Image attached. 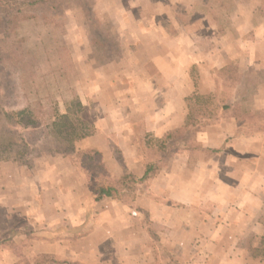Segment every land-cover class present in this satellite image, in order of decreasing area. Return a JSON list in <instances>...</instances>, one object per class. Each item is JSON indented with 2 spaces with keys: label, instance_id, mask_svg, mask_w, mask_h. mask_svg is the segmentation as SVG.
<instances>
[{
  "label": "rangeland",
  "instance_id": "rangeland-1",
  "mask_svg": "<svg viewBox=\"0 0 264 264\" xmlns=\"http://www.w3.org/2000/svg\"><path fill=\"white\" fill-rule=\"evenodd\" d=\"M58 5L52 12H57L55 19H49L42 6L32 9L37 19L18 23L12 36L30 62L23 69L12 70L18 83L15 95L2 86L10 97L0 103V143L6 144L11 138L18 142L21 135L28 137V131L23 129L10 131L9 137L1 106L16 110L28 101L38 100L46 117L57 125L64 119L62 115L73 122L68 133L72 127L78 130L73 139L76 148L64 155H53L35 146L28 152L20 142L8 151L0 148V236L8 234L10 227L18 230L25 226L24 218L35 208L28 206L31 193L40 209L50 212L46 204L57 196L56 191L42 186L51 181L52 172L45 171L48 166L77 168L80 178L68 171L62 181L63 193L70 200L81 201L84 208L92 201L97 184H116L125 167L121 152L129 163L127 168L140 171L144 145L152 150L158 145L153 134L157 123L151 119L158 120L156 115L161 114L165 103L171 101L175 105L179 98L174 95L168 99L164 92L153 88V84L159 89L166 87V79L158 76L150 61L155 52L176 53L174 63L164 64L185 92L191 84L194 91L199 86L209 87L218 66L234 73L240 67L264 70V0H59ZM4 37L0 30V41ZM174 40L178 48L170 45ZM0 76L5 80L7 73L0 71ZM208 104H213V99ZM150 106L153 109H148ZM261 107L264 90L245 102L244 111L253 114L248 120L254 125L244 131H260L263 135V141L255 140L254 152L260 163L257 183L264 184ZM76 118L89 127L92 135L79 138L82 131ZM145 127L152 129L146 131ZM220 134L221 131L211 129L214 140ZM59 142L63 144V139ZM89 146L96 152V161L79 152ZM134 152L136 158L126 157ZM81 161L93 171H82ZM170 161L150 186L129 185V189L120 190L119 197L96 203L91 208L96 218L90 220L86 229V233L92 230L93 236L75 244L72 252H66L70 256H65L88 264L95 263L94 256H100L99 261L104 264H117L126 260L125 256L128 264H264L248 252L258 246L259 239L252 235L248 214L243 215V208L232 202V193L197 189L193 192L196 204L180 206L172 200L168 203L166 185L172 177L166 169L179 166V160ZM197 168L187 175V182L196 188L214 184L213 179H217V184H237L243 177L229 166L214 173L206 167L202 172L200 166ZM158 195L166 196L165 202L154 197ZM222 199L227 200L222 204ZM121 204L125 211L120 210ZM261 209L262 206L257 207L251 218L257 220ZM32 214L35 216L36 210ZM36 225L38 231L44 232L41 224ZM91 245L100 249L94 251ZM166 246L172 248L173 255ZM123 248L129 254H107L109 250L119 254ZM0 260L12 262L8 263L1 254Z\"/></svg>",
  "mask_w": 264,
  "mask_h": 264
},
{
  "label": "crops",
  "instance_id": "crops-1",
  "mask_svg": "<svg viewBox=\"0 0 264 264\" xmlns=\"http://www.w3.org/2000/svg\"><path fill=\"white\" fill-rule=\"evenodd\" d=\"M217 26L218 25H216V30L218 28ZM175 41L176 40L171 42L170 45H172L174 48L175 47L178 48L177 41L176 42ZM192 43L193 42H191L190 44ZM163 56L165 58H163ZM175 56L176 53L174 51L167 50V51H163L162 53L155 52L152 58L150 59L154 68L156 69V73H158V76H162L164 79H166L165 82L166 87L159 89L157 85L155 86L153 84L154 86L153 88H155L157 91L164 92L165 97L168 99H172V96L174 95H178L179 97L178 103L175 105L171 101L165 103V106L162 109L161 114H159L158 116L156 115V118L158 120L151 119L153 124L157 123L153 127V134L156 136V138L161 137L166 131L176 128L183 123L187 111L185 97H187L194 91L192 84L188 87L186 92L185 89H183L182 87H178L176 83V77L170 74L167 65L164 64L165 62H173ZM221 67L222 66H218L217 69H220ZM254 69L257 70V68L255 67ZM240 71H244L242 67H240ZM214 88H215V82L213 78L212 84L210 83L209 87L201 88L199 86L198 91L202 93H207L214 91ZM262 90H264V84L260 85L256 89L255 93L252 94L247 100H251V99L253 100V98H256L257 94L260 93ZM178 91L180 92V94L176 93ZM246 101H244L241 105L242 110H245L244 107ZM153 107L154 106H150L148 109H153ZM253 125L254 124H251L249 120H247V122H241L236 117L229 116L224 119H221L219 122L215 124L206 127L203 131L198 132L196 138L203 148H210V149L217 148L218 151L202 152V154L198 157L197 161L194 163L193 167L189 166L190 159L188 158L189 155L187 151H181L172 155V157H170L169 159V163L171 162L170 160L173 158L174 160H179V162H177L179 166L176 165L174 168L166 167L167 168L166 172L168 170L169 174L172 177V179L166 186L169 189L168 198L170 200H168V203L172 200L174 201L173 203H175L176 205L179 204L180 206L192 205V203L195 202L194 199L196 197V194H194L193 192L197 189L200 191L223 190L232 193L231 194L233 197L232 202L236 203L238 207L243 208L242 210L243 215L248 214V216L250 217L249 224L250 225L252 224L251 226L252 229L250 230L253 231L252 235L254 236V239H259L258 242V246H259L260 239L264 236V220H262V214L264 211V203H263L264 184L257 183V173H258V168L260 167V163L258 157L255 156L254 144L257 138H261V140L263 141V137H261L263 135L261 134L260 131H256V132L251 131V133H249V130L244 131V128ZM150 129L152 128L145 127L146 131H149ZM211 129H217L221 131V134L216 140L211 138ZM230 137L232 138L230 139ZM92 147L93 146L91 147L89 146V148L93 149ZM223 147H224V151L221 150V148ZM227 147L230 148L231 150L230 149L227 150ZM131 155H133L134 158H136V152L131 153L126 157H131ZM121 156H122V163L123 165L125 164V167L122 168L123 171H120V174L118 175L119 177L126 173H131L136 176H140L142 174L143 162L142 163L140 162L141 163L140 171L135 172L133 169L130 170L127 168V166H129V163L127 162V160L124 159L122 152H121ZM231 161L235 162L234 164L235 166L232 165ZM197 166H200L201 172L202 170H204L203 169L204 167L208 168V170L211 171L210 173H214V170H217L219 168H225L226 166H229L231 168L236 169L235 171L236 174H243L242 181L237 184L234 182H232V184H228V183L217 184L216 183L217 179H213L215 181L213 182L214 184H200L199 186H197L198 188H196L194 185L187 182V175L195 171H198L199 168H197ZM45 171L52 172L50 175L51 181L49 182L50 184L46 182V185L43 183L42 186L43 188L46 186L45 187V189L47 188L46 190L56 191L57 198L55 197V199H51L50 204L49 202H47L46 207H49L50 212L46 213V211H44L43 208L40 209L39 201L35 199L34 194L31 193L30 196L32 201L29 202L28 206L30 208L31 207H35V208L30 209V211H28V214L26 215V218H24L25 220L24 224L26 227L25 226L24 227L22 226L20 228L18 227V230L20 232L28 231V235H25L24 233H18L17 235H14L12 239L18 245L22 246V244H24V246H22V254L24 258L30 261L39 254H51L58 261L57 263H52V264H69V263L88 264L80 258H69L67 256H70V252H72L71 250L72 248H74L75 244H79L84 240L86 241L87 239H90L93 236L92 230H88V233H86L87 225L89 224L90 220L92 218L93 219L96 218V214H94L95 212L93 213V211H91L92 210L91 208L95 207L96 203L101 202L106 198H103L97 202H94L93 199L92 201L89 200L88 204H86L84 208L81 204V201L75 200L74 198L70 200V197H67V195H65V192L63 193L64 189L62 187V181L64 180V176L67 174L68 171H71L72 174L80 178V175L77 172V168L72 167L68 169L64 167L59 168L57 166L54 167L48 166ZM163 171H165V166L160 170H158L150 178L148 183L145 184V186L146 187L148 185L150 186L155 181V179H157V177H160ZM180 176H185L184 178L186 181H184V178ZM213 176H215V174H213ZM78 177L77 179H79ZM37 179L40 183L43 182L41 178L37 177ZM219 182H223V181H219ZM31 188L33 189V187ZM165 190L167 189L165 188ZM154 197H161L162 200H164V202L166 199V196L164 195L162 196L158 195ZM205 197H207L206 199H214L212 196H205ZM226 200L227 199H222L220 203L223 204V202ZM122 204L120 210L125 211L126 209ZM41 206L45 207L44 205ZM261 206H262L261 213L258 216L257 220L252 219L251 218L252 215H255V213L257 212V207H261ZM35 210H36V215L35 216L33 214L31 215V213H34ZM93 215L95 216L93 217ZM108 218H111V216H109ZM124 218L126 219V217ZM69 219H71L72 222H66ZM80 219L81 221L78 222V220ZM36 224H41V228H43L42 230H44V232L38 231ZM67 224L68 227L66 226ZM83 229H85V232L83 231ZM7 235L9 234L0 236V240L2 237H6ZM70 240H74V241L70 242ZM91 246L94 247V245ZM258 246L249 248L250 250H248V252L252 254L253 257H256L258 258V260L264 262V259L262 257L256 256L252 251ZM166 247L169 254L173 255V253H171L172 248L168 246ZM94 248L96 249V250L94 249V251H98V249H100L98 245H96ZM143 249L144 248L142 247V250ZM67 251H70L69 254L66 253ZM110 252L112 254L114 253L113 255L115 256L122 255L124 253L129 254L127 248L126 250L125 248L120 250L119 254L116 253L114 250L111 251L109 250L107 254H109ZM0 254L4 256V259L8 260V263L12 261L11 264H23L22 260L19 257L15 256L12 252V249L5 244H0ZM94 254H96V252ZM125 257L127 260V256ZM94 259H95L94 264H104L102 263V261L101 262L99 261L100 256H96V258L94 256ZM126 260L121 259L117 264H128ZM2 261L3 260H0V264H7L6 262H2Z\"/></svg>",
  "mask_w": 264,
  "mask_h": 264
},
{
  "label": "trees",
  "instance_id": "trees-1",
  "mask_svg": "<svg viewBox=\"0 0 264 264\" xmlns=\"http://www.w3.org/2000/svg\"><path fill=\"white\" fill-rule=\"evenodd\" d=\"M59 0H0V30L5 37L0 41V71H5L7 77L5 80L0 76V103L6 100L10 95L3 91L4 86L7 91H11L15 95L18 83L13 78V69H23L28 66V58L24 55L21 47L12 39L18 23L21 21H34L37 15L32 13V9L42 6V10L49 19H55L57 12L52 13L58 9ZM50 13V15L48 14ZM53 21V20H52ZM56 25V24H54ZM57 26V25H56ZM28 69H30L28 67ZM29 75H33L29 71ZM34 77V76H32ZM215 88L212 92L202 93L198 90L193 91L190 95L185 97L186 114L183 123L173 129L166 131L159 137L158 145L155 149L147 148L144 145V160L143 170L140 176L131 173H126L116 180L115 185H101L93 189V201L97 202L103 198H116L120 190L128 188L129 185H142L148 183L150 178L161 168L167 165L170 157L175 153L187 151L190 159L189 166L194 165L202 152L218 151L217 148H203L197 141V133L203 131L206 127L219 122L229 116L236 117L241 122H247L252 119L253 114L245 112L241 109V105L256 89L264 84V70H256L254 68H247L244 71L231 72L224 69H219L214 76ZM225 96V101H223ZM213 104H208V100ZM215 108L212 109L211 106ZM1 111L7 121V129L9 137L11 132L16 129H23L28 131V137L21 135L20 142L24 147L30 151L31 146L39 147L47 150L53 155H64L75 151L73 139L74 134L78 130L72 127L71 132L68 133V126L71 122L66 115L60 124H56L55 120H50L44 114L42 107L38 100L28 101L22 107L16 110H9L1 106ZM261 114H257L260 116ZM263 115V113H262ZM76 121L80 124L79 129L82 131L79 136L80 139L92 135L89 127L81 124L79 119ZM73 123V122H72ZM58 136V137H57ZM54 137H57L55 139ZM63 139V144L59 139ZM16 140L12 138L6 143H0V148L4 151L10 150V146H15ZM90 161L95 160L96 152L91 148H84L79 151ZM94 154L95 156H90ZM4 158V157H3ZM82 171H93V168L88 164L84 166L83 161L79 164ZM264 220V211L262 214ZM18 233L28 235V231H19L12 227L9 228V235L2 237L0 244H5L12 249L15 256L19 257L23 264H52L58 261L51 254H39L35 258L27 260L22 254V246L24 244H16L12 237ZM253 253L264 259V236L260 239L259 246L252 250ZM78 264V263H69Z\"/></svg>",
  "mask_w": 264,
  "mask_h": 264
}]
</instances>
